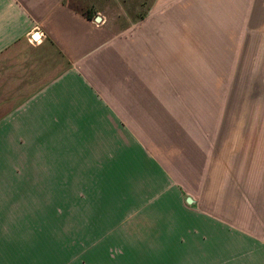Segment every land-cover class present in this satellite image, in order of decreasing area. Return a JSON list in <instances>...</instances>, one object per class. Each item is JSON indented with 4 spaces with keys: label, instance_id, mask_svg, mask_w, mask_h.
<instances>
[{
    "label": "crops",
    "instance_id": "0c3cea01",
    "mask_svg": "<svg viewBox=\"0 0 264 264\" xmlns=\"http://www.w3.org/2000/svg\"><path fill=\"white\" fill-rule=\"evenodd\" d=\"M94 18L68 0H0V209L14 208L16 177L18 197L61 198L63 181L78 188L127 167L125 180L139 181L131 208L169 209L152 227L151 264H264V175H238L218 159L208 174L204 158L198 174L182 171L197 192L181 189L142 136L155 132L148 117L159 104L174 101L159 53L191 38L264 39V0H152L119 32ZM20 78L36 87L9 94Z\"/></svg>",
    "mask_w": 264,
    "mask_h": 264
},
{
    "label": "rangeland",
    "instance_id": "374dc122",
    "mask_svg": "<svg viewBox=\"0 0 264 264\" xmlns=\"http://www.w3.org/2000/svg\"><path fill=\"white\" fill-rule=\"evenodd\" d=\"M68 3L99 15L119 32L132 29L152 0ZM189 43L158 55L159 77L173 80L174 101L160 103L158 112L148 117L155 132L147 133L144 127L143 141L151 143L158 163L177 178L181 189L197 192L198 182L182 171L186 166L198 174L204 158L208 174L218 159L223 169L229 162L234 173L259 179L264 175V39L207 37ZM5 66L0 61V69ZM44 71L42 67L40 73ZM32 73L31 80L38 76ZM20 74L15 72L16 77ZM23 81L28 82L15 81L9 94L22 89ZM126 178L127 167L120 172L112 166L109 181L79 183L78 188L63 181V197L27 199L17 196L22 188L16 177L14 208L0 209V264H151L152 227L167 220L169 209H132L139 199L134 193L127 196L131 187L138 189L139 181Z\"/></svg>",
    "mask_w": 264,
    "mask_h": 264
},
{
    "label": "water",
    "instance_id": "95a60500",
    "mask_svg": "<svg viewBox=\"0 0 264 264\" xmlns=\"http://www.w3.org/2000/svg\"><path fill=\"white\" fill-rule=\"evenodd\" d=\"M94 19L96 22H99L101 20V17L99 15H96ZM33 36L37 37V33H34ZM187 201L190 202V199H187Z\"/></svg>",
    "mask_w": 264,
    "mask_h": 264
},
{
    "label": "trees",
    "instance_id": "16d2710c",
    "mask_svg": "<svg viewBox=\"0 0 264 264\" xmlns=\"http://www.w3.org/2000/svg\"><path fill=\"white\" fill-rule=\"evenodd\" d=\"M86 16H87L88 18H92L93 14L90 13V12H88V13H86Z\"/></svg>",
    "mask_w": 264,
    "mask_h": 264
}]
</instances>
